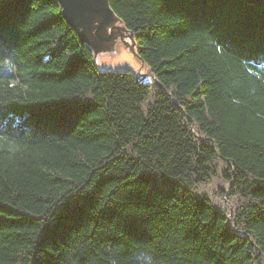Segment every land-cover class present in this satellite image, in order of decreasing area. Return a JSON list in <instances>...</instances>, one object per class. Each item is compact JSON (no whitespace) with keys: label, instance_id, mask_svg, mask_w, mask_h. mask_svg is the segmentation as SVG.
<instances>
[{"label":"trees","instance_id":"trees-1","mask_svg":"<svg viewBox=\"0 0 264 264\" xmlns=\"http://www.w3.org/2000/svg\"><path fill=\"white\" fill-rule=\"evenodd\" d=\"M110 4L160 85L0 0V264H264V8Z\"/></svg>","mask_w":264,"mask_h":264},{"label":"water","instance_id":"water-1","mask_svg":"<svg viewBox=\"0 0 264 264\" xmlns=\"http://www.w3.org/2000/svg\"><path fill=\"white\" fill-rule=\"evenodd\" d=\"M59 1L62 5L65 19L76 31L82 43L91 48L94 61L98 67L99 58L102 55L111 57L124 48L135 56L141 70L147 71V63L139 54L133 31L115 13L111 7L110 0ZM246 1L257 7L264 8V0ZM148 76L153 78V82L158 83L155 77L152 75ZM137 78L140 81H147L140 79L138 76Z\"/></svg>","mask_w":264,"mask_h":264},{"label":"rangeland","instance_id":"rangeland-1","mask_svg":"<svg viewBox=\"0 0 264 264\" xmlns=\"http://www.w3.org/2000/svg\"><path fill=\"white\" fill-rule=\"evenodd\" d=\"M98 64L101 70L112 72H129L131 74L137 75L142 80H153L152 77L148 76L149 74L147 71L144 72L141 70L140 64L138 63L135 56L124 48L111 57L102 55L99 58Z\"/></svg>","mask_w":264,"mask_h":264}]
</instances>
